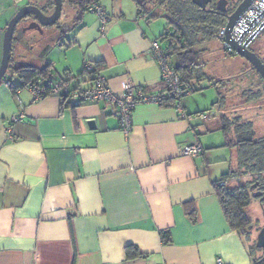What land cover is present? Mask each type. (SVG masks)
Here are the masks:
<instances>
[{"label": "crops", "instance_id": "crops-1", "mask_svg": "<svg viewBox=\"0 0 264 264\" xmlns=\"http://www.w3.org/2000/svg\"><path fill=\"white\" fill-rule=\"evenodd\" d=\"M23 1L0 0V60L5 26ZM100 3L109 17L103 27L87 11L55 31L41 59L17 50L18 63L50 62L57 73L75 75L85 62H99L98 74L118 95L126 83L160 91L150 47L161 21L139 14L132 0ZM54 47L63 52L62 70L47 55ZM91 80L71 79L69 86ZM191 106L184 98L181 116L171 105L137 104L125 131L115 106L102 100L63 105L57 94L36 98L26 87L13 92L0 84V264H253L213 187L233 167L234 148L219 115ZM194 142L203 148L199 155L181 153ZM247 211L253 221L264 214L257 199ZM130 245L142 254L129 258Z\"/></svg>", "mask_w": 264, "mask_h": 264}, {"label": "trees", "instance_id": "trees-1", "mask_svg": "<svg viewBox=\"0 0 264 264\" xmlns=\"http://www.w3.org/2000/svg\"><path fill=\"white\" fill-rule=\"evenodd\" d=\"M100 1L62 0V8L66 4L69 6L68 8L72 9L71 11L76 14L72 23L76 25L82 15L90 11L89 6L92 4L101 5ZM132 1L135 3L139 14L144 15L147 19L165 18L166 27L157 39H159L162 50L170 64V58L173 59L174 57L171 66L179 76L181 87L192 93L201 90L203 81L207 80L217 90V100L213 106L217 107V111L220 112L219 127L225 136V143L234 148L236 168L223 173L218 180L213 182V187L229 227L245 240L247 238L250 240L255 223L249 215L247 207L254 199H257L254 195L255 190L261 191V202H264V135H257L251 121L242 120L238 115L228 116L230 110L223 112L225 110L223 109L224 96L221 89L225 85V80L207 77L204 72V62L201 60L204 43L217 39L223 44V39L218 38V32L225 26L227 17L235 9V6L223 11L216 8L215 0H211L204 9L194 4L192 0ZM29 3L37 5L45 14H49L53 10V0H43L40 4L35 1ZM163 43L164 45H162ZM223 50L227 55H237L234 51H229L224 44ZM13 51L14 37L12 38L7 72L12 71L18 76V80L15 83L5 77L1 81L13 92L22 87L28 88L32 84L48 88L57 81H64L70 87L71 79L79 77L93 79L100 69V63L94 62L91 69H87L84 64L83 69L78 74L72 75L66 70L59 74L53 69L50 62L43 66L26 63L13 64ZM46 95L48 94L43 93L41 97ZM259 95L260 92L258 91H245L243 93L244 103L258 99ZM61 100L63 105L77 106L85 103H71L66 97H61ZM193 212L192 209L190 211L191 220L195 218ZM167 235V232L162 234L163 242H167ZM255 240L251 244L248 241V248L253 264H261L259 260L263 251L255 245ZM126 252L129 258L142 254L137 247L132 245L127 247ZM255 252H260V255L256 256Z\"/></svg>", "mask_w": 264, "mask_h": 264}, {"label": "rangeland", "instance_id": "rangeland-1", "mask_svg": "<svg viewBox=\"0 0 264 264\" xmlns=\"http://www.w3.org/2000/svg\"><path fill=\"white\" fill-rule=\"evenodd\" d=\"M34 1L39 4L40 2H43V0H25L21 2L20 5ZM68 7L69 6L66 4L63 6L61 16L56 24L52 26H46L42 31H38L34 28H27L31 23V20L28 19V17L23 18L22 21L20 20V22H18L13 33V64H18L16 55L17 50L22 52L25 57L28 56L29 58L33 57L38 59H41L43 57H41V54L45 52V46L49 43L50 40L56 37L55 31H62V29L68 28V26L73 25L72 20L76 14L71 11V8ZM153 21H161V30L163 32L167 24L165 18L157 17L154 18ZM257 40H259V43H264V31ZM202 47L204 48V50L201 53V60L204 62V71L207 73V75L216 80H225V85L221 89L222 95L224 96L223 109L225 110L223 112H228L230 110V112H228V116L238 115L242 120L251 121L256 129L257 135H264V89H262V87L260 89V86L258 85V79L252 74V71L248 70L249 65H245V63L241 62L239 63V55L230 56L225 54L223 50V44L217 39L204 43ZM52 51L53 52H51L50 55H47H54L56 68L58 70H62L61 65L63 62V52H60L58 47H54ZM232 57L234 58V60H231ZM21 59L22 63H28V60H26V58ZM59 73H62V71H59ZM5 77L9 78L13 82H17L18 80V76L13 74L12 71L6 72ZM1 84L4 85V82H2ZM202 85L203 88L201 90L192 92L184 98L188 99L192 103V110L207 111L212 115L215 114V117L218 118V109L217 107L213 106V103L217 100V90L215 86L209 84L207 80L203 81ZM248 90L258 92L261 91L259 98L244 103L245 98L243 96V93ZM207 112L205 113L209 115V113ZM218 137L221 138L220 132L218 134ZM219 148L226 149V147ZM233 159L234 161L232 168H236L235 156ZM257 213V210L256 213L253 212V216ZM255 219L256 220H254L255 225L252 229L251 239L249 240L247 238L246 240L247 243L249 241V244H251L252 241L256 239V236L258 234L257 228H260L264 224L263 217ZM255 254L256 256H259L260 252H255Z\"/></svg>", "mask_w": 264, "mask_h": 264}, {"label": "built area", "instance_id": "built-area-1", "mask_svg": "<svg viewBox=\"0 0 264 264\" xmlns=\"http://www.w3.org/2000/svg\"><path fill=\"white\" fill-rule=\"evenodd\" d=\"M89 10L97 13L101 27L109 20L101 5L92 4L89 6ZM263 28L264 0H251L234 23L231 29V37L240 44H243L249 38L251 40L252 37ZM218 38L223 39L224 46L229 51H232L224 42V27L219 30ZM150 51L159 65L160 81L163 85V88L155 93L145 92L139 89L135 90L129 83H126L122 94L118 95L112 91L104 77L99 74L94 75L90 85L84 88H70L66 82L57 81L48 88L32 84L28 89H30L36 98L41 97L43 93H47L66 97L71 103L102 100L108 104L114 105L117 109L116 114L119 117L120 125L125 131H128L130 127L131 109L140 103L172 105L179 115L184 116L183 99L190 94V91L181 87L179 76L169 63L165 52L162 50L159 39H155L151 42ZM84 64L87 69L92 68L91 63L85 62ZM22 116V114L13 116L12 121L20 120ZM208 116L209 115L205 112L199 113L201 119H206ZM202 149V146L198 142H194L184 145L181 149V153L194 157L199 155ZM216 264H223V262L218 258Z\"/></svg>", "mask_w": 264, "mask_h": 264}, {"label": "water", "instance_id": "water-1", "mask_svg": "<svg viewBox=\"0 0 264 264\" xmlns=\"http://www.w3.org/2000/svg\"><path fill=\"white\" fill-rule=\"evenodd\" d=\"M211 0H192L194 4L204 9ZM251 0H241V2L236 6V8L227 17V21L224 26V42L228 47L232 49L237 55L245 59L251 65L255 67L258 73L264 80V63L258 58V56L251 51L249 48L250 38L246 40L243 44L234 40L231 37V29L236 22L237 18L245 7L250 3ZM217 9H224L223 6H219V0L217 1ZM62 13V0H53V10L49 14H45L37 5L35 4H24L15 12V14L10 18L5 26L2 37V52L0 60V82L6 75L9 66V59L11 54V45L14 30L18 22L26 17H32L30 25L27 28H34L38 31H42L46 26L54 25L60 18ZM93 121H89V124ZM260 193H257L258 195ZM255 245L263 249V254L260 258L261 264H264V225L258 231L256 236Z\"/></svg>", "mask_w": 264, "mask_h": 264}, {"label": "flooded vegetation", "instance_id": "flooded-vegetation-1", "mask_svg": "<svg viewBox=\"0 0 264 264\" xmlns=\"http://www.w3.org/2000/svg\"><path fill=\"white\" fill-rule=\"evenodd\" d=\"M217 1L218 0H215L216 6H217ZM240 2H241V0H219V6H221V7L223 6L224 9H218V10L224 11L227 8H230V7L232 8L233 6H235V8H236V6ZM263 30H264V28L252 37V39L249 42V48L251 49V51H253L258 56V58L261 60V62L264 63V43L263 44L261 42L259 43V40H257L259 38V36L263 33ZM247 63L249 65L248 70L252 71V74L258 79V85L260 86V89H261V87H262V89H264V80L262 79L261 75L258 73V71L255 69V67L253 65H251L249 62H247ZM257 193H260V194L256 195ZM254 195H255V198H257V200L263 206V210H264V202H261V197H260L261 191L255 190ZM263 218H264V214H263ZM262 251H263V249H262Z\"/></svg>", "mask_w": 264, "mask_h": 264}]
</instances>
